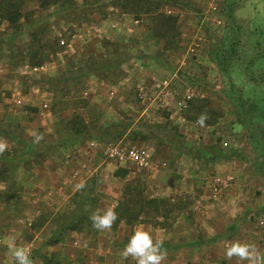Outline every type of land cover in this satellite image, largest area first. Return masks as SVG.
I'll use <instances>...</instances> for the list:
<instances>
[{"label": "rangeland", "instance_id": "rangeland-1", "mask_svg": "<svg viewBox=\"0 0 264 264\" xmlns=\"http://www.w3.org/2000/svg\"><path fill=\"white\" fill-rule=\"evenodd\" d=\"M0 140V237L32 264H135L120 252L137 228L161 264H239L230 239L264 254V0H0Z\"/></svg>", "mask_w": 264, "mask_h": 264}, {"label": "clouds", "instance_id": "clouds-1", "mask_svg": "<svg viewBox=\"0 0 264 264\" xmlns=\"http://www.w3.org/2000/svg\"><path fill=\"white\" fill-rule=\"evenodd\" d=\"M205 115L197 117V123L203 125ZM43 137L40 134H33V143H38ZM8 147L7 143L0 140V153ZM84 183H77L74 187L76 191L84 188ZM89 219L92 227L98 231L110 229L117 219L115 207H109L102 211H94ZM15 234L10 235L5 241V247L13 260V264H32L31 248L18 245ZM162 241L153 240L152 235L142 229H135L120 252L121 259L131 257L135 264H161L166 257V251L161 248ZM223 257L226 260L236 258L239 264H264V254H262L255 244L233 240L227 244L223 250Z\"/></svg>", "mask_w": 264, "mask_h": 264}, {"label": "built area", "instance_id": "built-area-1", "mask_svg": "<svg viewBox=\"0 0 264 264\" xmlns=\"http://www.w3.org/2000/svg\"><path fill=\"white\" fill-rule=\"evenodd\" d=\"M191 50H193V48H191ZM167 84L168 81L166 79H163L160 83L161 90L159 94H161L163 97L171 93V91L167 88ZM191 96V92H184L182 97L175 98V106L178 109L184 108L186 106L187 101L191 99ZM107 157L110 160L116 161L118 163L128 162L140 169L152 168L151 155L148 149L145 147L129 146L122 148L118 145H112L108 150ZM225 185L226 182L224 181V186Z\"/></svg>", "mask_w": 264, "mask_h": 264}, {"label": "crops", "instance_id": "crops-1", "mask_svg": "<svg viewBox=\"0 0 264 264\" xmlns=\"http://www.w3.org/2000/svg\"><path fill=\"white\" fill-rule=\"evenodd\" d=\"M111 8V7H110ZM129 13H131V14H133V15H135V14H137L136 12H133V11H130ZM123 14H125V15H128V13L127 12H125L124 11V13ZM137 20V19H136ZM122 22V21H121ZM121 22L120 21H115V20H113V21H108L105 25H109V26H112V27H115V28H119V27H121ZM99 26V25H98ZM108 26V27H109ZM100 27V26H99ZM124 27H126V29H128V30H132L133 29V27L132 26H124ZM114 91V90H113ZM19 101V100H18ZM46 105V104H45ZM170 117V116H169ZM236 186H237V184H236V182L234 183V185L232 186V188L230 187L229 189H231V190H233L234 189V187L236 188ZM226 186H224V188H225ZM225 197H227L228 198V194L226 193V195H224ZM259 198V197H258ZM45 227V226H44ZM228 234H226V235H224L225 237L227 236ZM3 236V235H2ZM230 242H231V239L229 240ZM1 242H4V240H3V237H0V243ZM228 244H229V242H228ZM226 245H227V243H226ZM59 247L62 249V247H61V245H59ZM53 249H55V248H52L51 246H50V250H48V248H46V246H44V247H41L40 248V250L41 251H43V253H46V254H51V251H53ZM57 249V248H56ZM40 251V252H41ZM4 254V250L3 249H0V257L2 256Z\"/></svg>", "mask_w": 264, "mask_h": 264}]
</instances>
